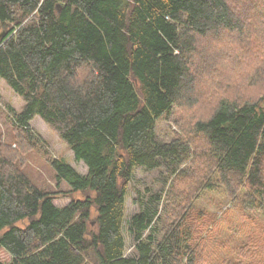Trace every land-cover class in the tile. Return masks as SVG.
Listing matches in <instances>:
<instances>
[{
    "label": "trees",
    "instance_id": "trees-1",
    "mask_svg": "<svg viewBox=\"0 0 264 264\" xmlns=\"http://www.w3.org/2000/svg\"><path fill=\"white\" fill-rule=\"evenodd\" d=\"M251 13L264 0H0V78L23 99L4 109L16 146L43 144L39 116L87 168L50 158L68 189L48 191L0 142V264H264V38L251 40ZM222 32L243 42L244 71L194 96L199 43ZM160 119L177 125L166 140ZM138 168L154 175L126 219ZM225 231L244 239L227 247Z\"/></svg>",
    "mask_w": 264,
    "mask_h": 264
},
{
    "label": "rangeland",
    "instance_id": "rangeland-1",
    "mask_svg": "<svg viewBox=\"0 0 264 264\" xmlns=\"http://www.w3.org/2000/svg\"><path fill=\"white\" fill-rule=\"evenodd\" d=\"M251 15L253 16V22L250 25L247 24L249 31L252 32L251 40H257L260 43L264 38V15L259 16L255 13H251L248 18H250ZM212 37L203 38L198 46L200 52L197 56L201 57V61L199 59L198 63H201L199 64V67H201L200 69H202V72L195 77L194 96L205 95L202 94L204 89L209 90L211 84H217L219 81L236 82V76L244 71L241 70L244 64H240L241 62H238V59L235 56V47L243 45V42H234L235 36L226 32H222L220 37ZM7 104L16 110H20L23 105V99L13 89H11V87H9L3 79L0 78V142H4L5 144L8 143L7 145L11 146L13 150H16L12 155V151H8L9 149L6 147L8 150L5 153H9L10 157L17 160L19 163L20 160H22V164H20L21 167L36 185L48 191L68 189L65 183L60 182L59 185L56 184L55 171L50 165V158L53 157L65 159L81 174H85L87 172L85 164L74 159L73 152L70 150L68 145L60 138L57 132L50 128L39 116H36L31 121L30 125L42 138L44 141L43 144L39 145V148L33 147L29 148L27 151L22 148H18V146H16V142L14 141L15 138L11 130V125L9 124L6 113L4 112ZM206 107L207 103L203 105L200 104L195 109H192L191 112L185 110L186 116L180 115L179 117L187 119V116H191V113L197 112V115H202V113L206 111ZM176 126L177 125L172 123V119H160L157 122L156 130L159 136L166 140L170 130L177 129ZM149 175L154 174H146V171L140 168L135 171L134 179L130 183L126 197V219L138 210V206L134 202L133 198L136 194V190H143L144 187L150 185L152 179ZM221 196L222 195L220 194H213L212 198L216 202L221 200ZM70 199V196H64L59 193L55 195L53 202L55 205L62 207L65 206ZM210 199L211 197L205 196L201 199L200 204L207 206L208 209H213L214 204ZM19 224L22 225L24 222H20ZM215 231H217L216 228L214 233ZM224 233L226 234L227 240L225 244L227 247H230L231 245L236 246L238 241L244 239V237L241 236L236 240L237 234L230 236V231H225ZM123 234L126 240V254L129 255L132 252V242L126 226H124ZM218 241L222 242L221 239ZM212 247L217 251L216 245L213 241Z\"/></svg>",
    "mask_w": 264,
    "mask_h": 264
}]
</instances>
